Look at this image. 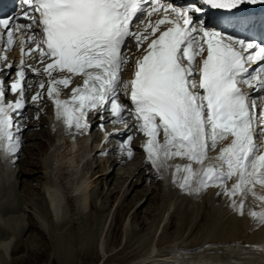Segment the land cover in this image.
Returning <instances> with one entry per match:
<instances>
[{
  "label": "snow or ice",
  "instance_id": "snow-or-ice-1",
  "mask_svg": "<svg viewBox=\"0 0 264 264\" xmlns=\"http://www.w3.org/2000/svg\"><path fill=\"white\" fill-rule=\"evenodd\" d=\"M16 6L18 12L0 16V150L19 158L30 70L47 77V97L70 134H83L92 112L99 119L110 112L114 123L131 119L147 137L143 147L153 167L186 158L188 164L175 166L186 174L182 189L219 187L217 195L228 196L230 207L244 215L246 194L264 187V152L255 142L264 135V103L256 111L264 97L252 94L264 93V0H16ZM140 25L142 31L133 30ZM133 40L137 50L147 47L134 77L122 83L130 62L123 49ZM17 41L15 64L4 53ZM37 52L42 68L26 63ZM76 76L83 83L60 99L59 86L68 88ZM121 86L130 89L131 107L121 99ZM38 87L32 102L44 98L45 81ZM7 93L17 98L8 100ZM229 139L216 157L219 167L193 169V163L204 165L209 148ZM131 141L127 136L123 145L129 158ZM250 215L264 224V212Z\"/></svg>",
  "mask_w": 264,
  "mask_h": 264
},
{
  "label": "rangeland",
  "instance_id": "rangeland-1",
  "mask_svg": "<svg viewBox=\"0 0 264 264\" xmlns=\"http://www.w3.org/2000/svg\"><path fill=\"white\" fill-rule=\"evenodd\" d=\"M129 53L132 57L136 55V47L132 46ZM32 95H34L33 91L29 97L31 98ZM35 110L39 111V119L34 118L32 113L29 115L28 122L31 126H28L25 133L29 138L23 147V155L18 162L19 166L16 165L17 171L23 170L25 172L23 181L21 180L23 183L16 180L18 183L16 182L17 184L14 186L15 183L8 180L5 184L3 183L4 178L0 177V229L3 230L0 231V236L8 235L9 237L6 239L8 243L7 251L5 250L6 254L0 251L2 264H264L262 244L231 243L232 235L228 231L227 224H225L227 221L229 223L230 218L234 216L243 219L244 223L241 229L244 231L245 239L249 236L259 239V234L264 235V224L258 218L250 215V212L253 211L264 212V201L258 199L263 195L257 192L259 190L264 191V187L257 184L255 186L257 190L254 189L255 194L252 192L246 194L244 198L246 214L241 216L236 212L238 216L232 215L228 218L230 212L234 213L233 208L230 207V198L226 195L220 196L218 201L207 207L208 205L204 200H209L213 192L221 191V189L212 186L199 193L193 192V194L182 189L179 186L181 176L175 175L176 169L174 171V167L176 165L172 166L171 160L168 161L171 166L165 167L167 170L163 171L145 165L144 167H147L151 174L149 178L146 177L147 174L133 177L132 174H129L127 177V172H124L125 167L128 166V170H132L142 160L141 155L137 156L135 161H128L130 165L126 163L116 167V176L113 181L109 180L105 184L104 180L100 184L98 179L93 178L94 181L91 184L93 187L89 189L88 194H84L85 198L79 199L73 196L74 202L68 199V194L73 193V187L67 192L58 188V192L54 196L62 202L63 218L61 221L54 222L53 217L54 220H57L58 217L51 216L46 202V196L50 197L51 195L49 188L52 187L51 182L49 183L51 177L49 178L46 174H51L56 180L58 172L57 168L51 171L49 168L44 169L39 154L43 150L51 152L54 149L53 142L56 143L59 138L54 133H51L54 135L53 139H50L51 135L45 137L44 130L47 129V123H44L46 119L42 106L37 105ZM33 122L35 125L32 126ZM96 133L92 132L95 140L97 138ZM39 143H42L43 146H39ZM116 155L119 154L115 153ZM91 157L94 155L90 154L89 158ZM95 159H99V157H94L93 165L96 164ZM40 161L41 167L39 166ZM37 163L38 165L35 166L34 164ZM89 169L90 166L87 164L79 165L77 173L68 176L69 180L74 181L73 183L77 181L80 183L81 180L90 175ZM111 169L112 167L107 170ZM193 169L195 170V168ZM198 169H200V165ZM134 172L136 169L132 173ZM97 173H101V171ZM119 173L123 174L120 178H118ZM179 173L181 175L182 172ZM37 176H45L42 183L36 179ZM94 176L95 174L92 175V177ZM151 178L156 181L153 179L151 181ZM60 179H62L61 176ZM28 181L34 187L31 194L25 188ZM231 183L232 180H229L227 186H232ZM108 186L118 192H113L112 196L107 197L104 193ZM193 187H195V183ZM43 189L45 194L42 192ZM128 192L129 196L124 204L126 202L130 204L127 208L118 207L122 203L125 193ZM4 193L6 196H3ZM148 195L150 200L142 205L140 211V219L141 221L144 220L145 223L142 226L139 224L140 220L132 217V213ZM87 201H91L92 205L89 206ZM73 203L79 204L82 211L78 212L77 209L72 208ZM12 204L13 206L15 204L16 207L14 206L12 211H5L6 207L4 206ZM221 207L229 208V214L225 215V209ZM207 215L211 220H208L206 225L203 218ZM173 217L176 218L173 219ZM217 218L220 222H225L223 225L225 227H221V231L216 232L215 235L224 236L225 242L209 241L205 237L211 225L210 222L213 223L216 219V222L219 223ZM172 220L176 224L170 227ZM182 222L183 225L180 226ZM3 232L6 234H2ZM61 238L68 244L66 247L60 246ZM193 243L196 244L192 245ZM9 246L10 251H14L8 252ZM69 247L72 250L71 253L66 251V248Z\"/></svg>",
  "mask_w": 264,
  "mask_h": 264
},
{
  "label": "bare ground",
  "instance_id": "bare-ground-1",
  "mask_svg": "<svg viewBox=\"0 0 264 264\" xmlns=\"http://www.w3.org/2000/svg\"><path fill=\"white\" fill-rule=\"evenodd\" d=\"M184 0H175V2H176V4H181L182 2H183ZM25 121V120H24ZM25 123H27V125L28 126H31L30 124H29V122L28 121H25ZM44 123H47V121H44ZM33 125H35V122H33V124H32V126ZM47 130V131H46ZM46 130H44L45 131V137H47V136H49L50 137V135H51V138L50 139H53L54 138V135H56L55 133H54V135H52L51 133H52V131H51V129L49 128V125L47 126V129ZM43 131V130H42ZM41 131V132H42ZM73 133L77 136V140H75V141H70L69 139H67L66 137H63V136H59V139H58V141L56 142V143H54L53 142V147H54V149L53 150H51V152H47L46 150L44 151H42V153H40L39 154V158H40V160L42 161V164H43V166H42V164H41V161L39 162L40 163V167L42 166L44 169H47V168H49V171H51V170H53L54 168H57V172H58V176L56 177V180L53 178V176L51 175V174H46L45 172V174H46V176H48L49 178H50V181H49V179H48V181H49V183L51 182V186L52 187H50L49 188V192L51 193V195H50V197L48 198L47 196H46V202H47V205H48V208H49V210H50V214H51V216L53 217V216H57L58 217V219L57 220H54V217H53V221L54 222H58V221H61L62 220V218H63V208H62V206H61V203L62 202H60V200H58L55 196V194L58 192V188H62V190L63 191H68L70 188H72V192L74 193H71V194H68V199L70 200V201H72V202H74L73 201V196H74V198H81L82 199V197H83V199L85 198L84 197V194L86 195V194H88V192H89V189H91V187H93V186H91V184L93 183V181H94V179H98V181L100 182V184H102V182L105 180V184H107L108 183V181L110 180V181H113V179L115 178V176H116V167L118 166V165H120V164H128V165H130V162H128V160H126L125 162H123L121 159H120V161H118V158L117 157H114V156H112V155H108V156H106V158H104V159H101V158H99V159H95V162H96V164H92V162H93V159H94V157H92V158H86V157H88L89 155H90V153H92L91 151H90V149H87V144H85V140H86V137H81L82 136V134H78V133H75L74 132V130H73ZM40 134V133H39ZM38 138H39V136H37ZM41 137V136H40ZM44 137V136H43ZM81 137V138H80ZM24 138L27 140L29 137H27V135H25L24 136ZM97 140H99V136L97 137ZM28 141V140H27ZM43 142V141H42ZM228 142H230V139H229V141H221V142H219V144L221 145V147H223V146H225ZM40 144V143H39ZM42 145V143L39 145V146H41ZM43 146V145H42ZM135 146H138V144L136 143L135 144ZM134 146V148L135 149H137L138 151H139V149H140V147H135ZM220 147V148H221ZM46 148V147H45ZM27 149H28V147H27ZM29 150H31V147H29ZM213 150V149H212ZM211 150V151H212ZM137 151V153L139 154V152ZM217 151L218 150H215L214 149V151L212 152V153H209L210 152V149H209V151H208V158H207V160L209 159V158H211V162H209L206 166H208L209 164H212V165H216L217 167H219V161H217V159H216V157L219 155V151H218V154H217ZM31 152V151H30ZM21 155V152H19V156ZM96 155V152L94 153V156ZM41 156H42V158H41ZM122 156H124V155H122ZM127 156V155H126ZM126 156H124L126 159H127V157ZM137 159V156H135V158L134 159H132L133 161H135ZM20 160V159H19ZM19 160H18V162H19ZM180 160V159H179ZM184 160V159H183ZM206 160V161H207ZM175 161V160H174ZM173 160H171L170 162H174ZM185 161H186V159H185ZM205 161V162H206ZM133 163V162H132ZM185 163L186 162H184V165H185ZM82 164V166L83 165H85V164H87V166L89 165L90 166V169L88 170V171H90V175L89 176H86L85 178H87V179H83V180H81L80 181V183H77V182H75V183H77L76 185H75V183H73L74 181H72V180H69V177L68 176H70L71 174H76L77 173V171H78V167H79V165H81ZM142 164H144V165H142ZM180 164V163H179ZM186 164H188V163H186ZM35 166H37L38 165V163L37 164H34ZM145 165H148V162H147V160L145 159V158H142V160H140L139 161V163H137L135 166H134V169H130V170H128L129 169V167L128 166H126L125 167V170H124V172H127V177H128V175L129 174H132V177L133 176H135V175H138V176H140V174H142L143 176H145V174H147L146 175V177H151V174H150V171H148L147 170V167L145 168L144 166ZM175 165H178V162L175 164ZM204 165H205V163H204ZM203 165V166H204ZM17 166H19V164L17 165ZM17 166H16V168L14 167L13 168V163L11 162L10 163V167H7L4 163H2V162H0V177L3 179V183H5L6 184V182H8V180L10 181V182H14L15 184H14V186H16V184L18 183V182H20V183H23V182H21V180L23 179V177L25 176V172L22 170V171H20V170H18L17 171ZM38 166V167H39ZM110 167H112V169L111 170H107V169H109ZM192 167L193 168H195V170H200L201 169V165H200V169H198V167H199V164H194L193 163V165H192ZM19 168V167H18ZM88 168V167H87ZM97 168H100V169H97ZM131 168V167H130ZM60 169H61V171H60ZM97 169V170H96ZM136 169V172H134V173H132L133 172V170H135ZM149 169V168H148ZM147 170V171H146ZM159 170H161V171H163V170H165V167H162V168H160ZM35 171V170H34ZM48 171V172H49ZM59 171H60V173H59ZM100 172L101 171V173H97V172ZM174 171H175V167H174ZM123 172V173H124ZM39 173V172H38ZM97 173V174H96ZM183 173V172H182ZM182 173H181V175H180V173L178 174H176L175 173V175H178V176H181V182H182V180H183V177L185 176V174H183L182 175ZM15 174V175H14ZM93 174H95V176L94 177H92V175ZM120 174V173H119ZM118 174V175H119ZM172 174H174V173H172ZM64 175H66V176H64ZM62 177V179H60V180H62V181H60L59 180V177ZM123 176V174H120L119 176H118V178H120V177H122ZM142 176V177H143ZM39 177V178H38ZM45 177V176H44ZM44 177L43 176H37V180H39V182L40 183H42L43 182V180H44ZM47 177V178H48ZM94 178V179H93ZM135 178V177H134ZM53 179V180H52ZM117 179V178H116ZM126 179V178H125ZM153 178H151V181H153L152 180ZM180 179H179V181H180ZM197 179H198V177H197ZM16 180H18V182L16 181ZM52 180V181H51ZM58 180V181H57ZM118 180V179H117ZM23 181V180H22ZM154 181H156V180H154ZM17 182V183H16ZM38 182V183H39ZM158 182V181H157ZM233 182H234V180H233ZM232 182V183H233ZM45 183H47V182H45ZM111 183V182H110ZM232 183H231V185H232ZM5 184H4V186H5ZM71 184V186H68V185H70ZM73 184V185H72ZM160 184V183H159ZM26 187L25 188H27V190H28V193L29 194H31V192H33L34 191V187L31 185V184H29V181H28V183L26 182V185H25ZM41 186V185H40ZM114 186V185H113ZM193 186H194V182H193ZM69 187V188H68ZM231 186H229V188H230ZM40 189V188H39ZM255 189V191L257 190L256 188H254ZM25 191V190H24ZM91 191V190H90ZM220 192V190H216L215 191V193L213 192L212 193V195L210 196V199L209 200H207V199H205L204 200V202L206 203V205H208L207 207H210L211 206V204L212 203H214L215 201H218L219 200V198H220V196H218L217 195V193L218 192ZM42 192H44V189H43V191ZM101 192H103V191H101ZM113 192H118V191H116V190H114L113 188H111L110 186H108L107 187V190L105 191V193H104V195H106L107 197L109 196H112L113 195ZM260 195H263L264 196V191L263 190H259V191H257ZM36 193V192H35ZM6 193H4L3 194V196H6L5 195ZM16 194H18L19 195V193H16ZM44 194H45V192H44ZM103 194V193H102ZM191 194H193V192L191 193ZM211 194V193H210ZM55 195V196H54ZM58 195V194H57ZM154 195V194H153ZM129 196V192L128 193H125V196H124V199H123V201H122V203H120L119 205H118V207H122L123 206V208H127L128 207V205L130 204V203H128V202H126V204H124V202L126 201V199H127V197ZM103 197V196H102ZM153 197H155V196H153ZM1 198V197H0ZM89 200V199H88ZM147 200H150V197H149V195L145 198V200L143 201V203L138 207V208H136L135 210H134V212L132 213V217L134 218V219H136V220H140L139 222V224L140 225H142V226H144L145 225V223H144V220L143 221H141V215H140V211H141V208H142V205H144V203H146V202H148ZM237 200H239V197H237ZM19 201V200H18ZM90 202V203H89ZM87 201V204L89 205V206H91L92 205V202L91 201ZM132 202V201H131ZM50 203H51V205H50ZM78 203H79V201H78ZM82 203V202H81ZM247 203V202H246ZM10 204V203H9ZM80 204V203H79ZM79 204H72V208H75V209H77V211L79 212V211H82V209H81V206L79 205ZM206 205H205V207H206ZM14 206L16 207V205L14 204ZM14 206H13V204L12 205H9V206H4V207H6V209H5V211H12L13 209H14ZM39 207V206H38ZM93 207V206H92ZM149 207V206H148ZM151 207V206H150ZM157 207V206H156ZM71 208V207H70ZM221 208H223V209H225L224 210V214L225 215H228L229 214V212H230V209L229 208H224V207H221ZM211 209V208H210ZM152 210H153V208H152ZM190 210V209H189ZM234 210V209H233ZM54 213H55V215H54ZM151 213V212H150ZM228 213V214H227ZM244 213L246 214V209L244 208ZM209 215V214H208ZM205 216L204 218H203V221L205 222V224L207 225V222H208V220H211L210 218H209V216ZM232 215H235V216H238L237 214H236V211L234 210V213L233 212H230V214L228 215V218H229V216H232ZM186 216V215H185ZM174 218H176V217H173V219ZM227 218V219H228ZM186 219V218H185ZM185 219H182L183 221L185 220ZM218 219V218H217ZM219 220V219H218ZM224 223L225 222H220V220H219V223H218V221L216 222V219L214 220V222L212 223V222H210V226H209V229H208V231H207V233L205 234V237L207 238V240H209V241H220V242H223L224 240H225V238H224V236H216L215 234H216V232H220L221 230V227H223V225H224ZM243 219H239V218H236V217H232V218H230V221H229V223H228V221L225 223V224H227V228H228V231L230 232V234L232 235V237L230 238V242L231 243H244V244H247V245H255V243H261L262 245V247L264 248V235L262 234H259L260 235V237H259V239H256L255 237H253V236H249L248 238L246 237V239L244 238V231H242V229H241V227L243 228ZM176 223H175V221L174 220H172V222H171V224H170V227H172L173 225H175ZM31 225V224H30ZM183 225V222L180 224V226H182ZM225 227V226H224ZM223 227V228H224ZM222 228V229H223ZM0 231H3V230H1L0 229ZM5 231V230H4ZM205 232V231H204ZM203 232V233H204ZM2 234H6V233H2ZM93 234V233H92ZM219 234V233H218ZM226 234V233H225ZM61 235V234H60ZM89 237V236H88ZM204 237V236H203ZM9 237H8V235L7 236H5V235H1L0 236V251H3L5 254H6V251H7V248H8V243L6 242V239H8ZM58 239V238H57ZM90 239V238H89ZM205 239V238H204ZM59 240V239H58ZM61 240H62V238H61ZM66 240H68V239H66ZM85 240H86V238H85ZM206 240V239H205ZM204 241V240H203ZM60 242V241H59ZM225 242V241H224ZM227 242V241H226ZM194 244H196V243H193L192 245H194ZM58 245V244H57ZM68 244L67 243H65L63 240L60 242V246H62V247H66ZM70 246V245H69ZM197 246V245H196ZM6 250V251H5ZM12 251H14V250H12ZM12 251H10V246H9V250H8V252H12ZM66 251H70V253H71V249H70V247L69 248H66ZM69 254V253H68ZM157 260V259H156ZM1 261V260H0ZM5 262V261H4ZM6 263V262H5ZM0 264H2V261L0 262ZM248 264V263H247Z\"/></svg>",
  "mask_w": 264,
  "mask_h": 264
}]
</instances>
